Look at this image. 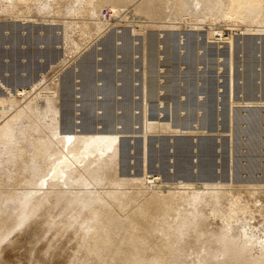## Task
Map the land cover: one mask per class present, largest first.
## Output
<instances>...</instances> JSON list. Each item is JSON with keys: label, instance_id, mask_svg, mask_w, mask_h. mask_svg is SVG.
<instances>
[{"label": "rangeland", "instance_id": "374dc122", "mask_svg": "<svg viewBox=\"0 0 264 264\" xmlns=\"http://www.w3.org/2000/svg\"><path fill=\"white\" fill-rule=\"evenodd\" d=\"M92 1L99 4L97 18L106 21L102 27L97 18L79 14L85 0H0V125L26 104L29 110L30 102L31 113L42 110L45 97L52 96L61 133L118 136L114 174L124 181L125 198H132L122 216L146 206L156 221L160 217L158 223L165 216L171 224L191 212L199 192H206L204 200L194 203L200 208L194 207L207 215L201 226L217 232L226 222L222 211L237 199L233 231L240 242L248 236L256 242L248 248L251 260L263 257L264 13L248 22L215 13L224 8L212 9V15L205 2L183 16L178 0H153L151 10L145 0L139 4L146 7L113 0V10L111 3ZM106 9L112 12L109 19L102 17ZM122 35L130 37L132 48L119 50ZM151 79L158 86L154 97L147 94ZM216 193H222L215 204L218 214ZM143 217L136 220L147 235L149 223ZM38 219L2 245L0 261L68 264L78 258L79 238L73 231H48ZM152 242L161 245L159 238Z\"/></svg>", "mask_w": 264, "mask_h": 264}, {"label": "bare ground", "instance_id": "6f19581e", "mask_svg": "<svg viewBox=\"0 0 264 264\" xmlns=\"http://www.w3.org/2000/svg\"><path fill=\"white\" fill-rule=\"evenodd\" d=\"M18 1L22 0H14V2ZM132 1L133 7H141L144 4H139L140 0ZM100 2L102 1L100 0ZM103 2L104 6L105 3H111V6L110 4L107 6H110V9L112 10L115 9L113 0H103ZM145 2H147L146 4L150 10L151 7H154L155 5L153 0H145ZM200 2H205L203 7L206 6V9H211L210 11L205 10L208 11V13L211 12L212 15L216 8L217 10L224 8V11L221 10L223 12L218 10L219 12L216 11L215 13H217V15L221 13L223 16L225 15L228 17V19L235 15L238 18H242V20L244 19V21L250 22L251 20L253 21L259 13L260 15L261 13H264V0H178L176 5L178 12L183 15V12L198 10L201 4ZM94 3L95 1L85 0V5L82 7L80 4V10L77 9L80 11L79 14L88 15L91 19H96L98 16L97 9L99 8L97 7H99V4L96 3V6L98 5L96 7ZM168 4H170V2ZM212 9H214L213 13ZM262 15L264 16V14ZM262 20H264V17ZM105 23L102 22L101 18L97 20V26L99 27L104 26L103 24ZM116 35L114 37H117ZM111 37L112 36L109 38ZM117 40L122 41L119 50L124 49L125 51L131 46L130 37L128 35H122ZM176 41L177 40H175V42ZM149 42L151 41L149 40ZM248 47L249 46H247V48ZM150 52H153V49ZM91 54L92 53L88 56L91 57ZM128 54L125 55L128 56ZM92 55H94V53ZM152 79L151 82H149V88L147 89V94L150 95V97L156 96L158 91L157 83ZM51 97L52 96L45 97L47 98L45 100L46 106L42 110L35 109L36 113H31L30 111H33L34 108L30 106V102L28 105L29 110L27 109L26 104V107H24L25 109H20V111L16 110L17 112L12 117L0 125V251L2 250V245L8 242L13 234L19 230L21 231V229L25 227L28 229V226L39 218L38 220H42L39 221V223L43 222L40 224L46 225L48 231L53 232V230H56L57 232H64L65 234L73 231V235L76 238H79V252H82V257L78 252L80 257L78 256L76 259L72 258L74 260L69 262L70 264H242L244 263L243 261L248 260L251 264H264V256L259 257L258 255L259 259H257V256L254 255V258L257 260H251L252 255H248L250 252L248 251V248L251 247L250 245L255 241L252 240L254 241L253 243L249 241L248 236L246 237L247 239L244 238L243 241L240 242L233 231V224H231V221L235 218L234 214L236 213V210L240 209H236V207L239 206L237 205V199L233 202L230 209L222 211L226 222L217 232L208 231L207 229L205 230L204 226H201V221L204 222V219L207 218L204 216L207 215H204V210L201 211L199 209L200 206L195 205L196 203L199 204V202L202 201L201 199L205 198L204 196H208L205 195L206 192H199L200 194L194 193L195 195H198H196L194 199L195 204L193 203V205L198 206L199 208L193 206L194 209L193 207L192 210H189L190 208L188 209L191 211L190 213H187L189 215L185 213L183 216H180L182 212L180 213L178 211L180 213L178 215L181 219L179 218L177 222L173 219L174 221L171 224L168 223L169 220H166L165 216L167 222H164L163 217V222L159 221V224L157 221L160 217L156 221L155 217H152L149 210L145 209L146 206H144L145 208L143 210L140 208V211L139 209L137 210V208L135 211L133 209V215L124 214V216H122L121 212L127 209L128 206V204L126 205V200L132 198H125V190H121L124 188L122 187L124 186V181L116 177L114 174L117 169L116 160L119 153L118 136H113V134L101 135V131H99V134L96 133L90 136L84 134V136H80V134L76 135L75 132L73 134L61 133L62 131L60 132V127L57 121L59 110H57L53 97ZM0 103H2V100H0ZM33 107L35 106L33 105ZM44 116H47L48 118H45ZM31 117L32 119L37 118L38 122L35 120L34 123H32L29 120ZM26 119L27 121L29 120L27 123H25ZM44 119H47V121L43 122H46L44 124L46 127L42 128V120ZM121 140L122 139H120V141ZM221 194L216 193L215 196L213 195L215 198V203L213 202L214 207L215 204L220 201ZM226 197L227 196H225V198ZM189 199H191V197ZM128 202L130 203V201ZM148 205L147 207L151 206ZM164 205L166 204L164 203ZM235 205L237 206L235 207ZM165 207V209H168L167 206ZM168 207L171 209L170 205ZM216 207L215 209L213 208L215 214L219 211ZM55 209H57L58 216L56 215V212V214L54 213L55 215L52 213V210ZM242 209H246V207L242 206ZM166 211L167 210L164 212ZM138 215L144 216L143 218L145 221L148 219V229L150 228V230L146 229V231H148L149 234H145L146 232L143 230L145 229V226H143V228L142 225L137 223L136 217ZM56 217H58V219ZM47 229H44V232ZM59 236L61 237V235ZM245 236H247V234ZM153 237L157 239L159 238L161 245L157 244V246L154 247L155 244L153 245L152 241L155 238ZM52 240L54 242V239ZM157 241L155 242L157 243ZM72 242H74V240H72ZM163 248L166 251H164ZM50 249L52 250L53 248ZM150 251H152V253ZM261 251L264 252V244L262 245ZM75 253L77 252H74V254ZM263 254L262 252L260 253V255ZM42 255L44 257V254ZM4 261L5 260L1 259L0 263L2 262V264H5ZM41 264L43 263L41 262Z\"/></svg>", "mask_w": 264, "mask_h": 264}, {"label": "built area", "instance_id": "2783aa9c", "mask_svg": "<svg viewBox=\"0 0 264 264\" xmlns=\"http://www.w3.org/2000/svg\"><path fill=\"white\" fill-rule=\"evenodd\" d=\"M112 16V12H110L108 9L104 10L102 13V17L104 19H109Z\"/></svg>", "mask_w": 264, "mask_h": 264}]
</instances>
